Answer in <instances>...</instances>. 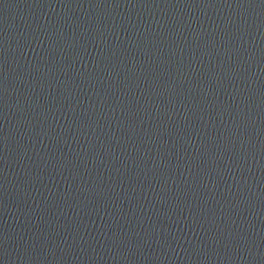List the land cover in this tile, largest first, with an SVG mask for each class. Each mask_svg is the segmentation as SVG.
Wrapping results in <instances>:
<instances>
[{
  "label": "water",
  "instance_id": "1",
  "mask_svg": "<svg viewBox=\"0 0 264 264\" xmlns=\"http://www.w3.org/2000/svg\"><path fill=\"white\" fill-rule=\"evenodd\" d=\"M0 141L138 264H264V0H0Z\"/></svg>",
  "mask_w": 264,
  "mask_h": 264
}]
</instances>
